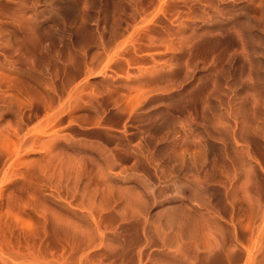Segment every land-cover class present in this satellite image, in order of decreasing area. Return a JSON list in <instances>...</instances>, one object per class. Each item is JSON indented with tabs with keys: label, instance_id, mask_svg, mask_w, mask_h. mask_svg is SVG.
I'll return each mask as SVG.
<instances>
[{
	"label": "rangeland",
	"instance_id": "rangeland-1",
	"mask_svg": "<svg viewBox=\"0 0 264 264\" xmlns=\"http://www.w3.org/2000/svg\"><path fill=\"white\" fill-rule=\"evenodd\" d=\"M0 264H264V0H0Z\"/></svg>",
	"mask_w": 264,
	"mask_h": 264
}]
</instances>
